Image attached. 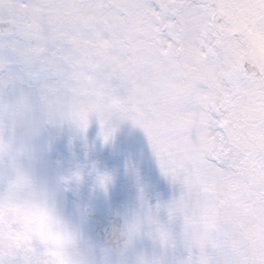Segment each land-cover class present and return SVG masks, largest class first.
I'll list each match as a JSON object with an SVG mask.
<instances>
[{
	"label": "snow or ice",
	"instance_id": "snow-or-ice-1",
	"mask_svg": "<svg viewBox=\"0 0 264 264\" xmlns=\"http://www.w3.org/2000/svg\"><path fill=\"white\" fill-rule=\"evenodd\" d=\"M10 108L33 126L46 109L81 134L94 117L105 145L120 124L144 132L178 189L155 206L141 190L127 225L129 243L159 251L154 264H264V0H0ZM220 209L234 233L217 230ZM44 243L0 228V264H50Z\"/></svg>",
	"mask_w": 264,
	"mask_h": 264
},
{
	"label": "clouds",
	"instance_id": "clouds-1",
	"mask_svg": "<svg viewBox=\"0 0 264 264\" xmlns=\"http://www.w3.org/2000/svg\"><path fill=\"white\" fill-rule=\"evenodd\" d=\"M65 126V125H64ZM48 110L38 109L36 124L24 123L14 109L0 111V228L5 234L19 229L40 234L50 264H154L162 257L139 248L143 237L129 243L127 225L113 233L106 245L93 241L86 230V216L79 221L67 218L61 210L64 192L78 184L72 176L47 179L41 174L53 130L63 128ZM66 180H71L66 183ZM218 231L234 233L227 210L216 215ZM242 250L233 253L241 256Z\"/></svg>",
	"mask_w": 264,
	"mask_h": 264
},
{
	"label": "rangeland",
	"instance_id": "rangeland-1",
	"mask_svg": "<svg viewBox=\"0 0 264 264\" xmlns=\"http://www.w3.org/2000/svg\"><path fill=\"white\" fill-rule=\"evenodd\" d=\"M100 124L92 118L85 134L65 125L53 130L50 143L45 141L48 153L41 168L47 179L66 178L79 172L82 181L64 192L60 207L64 215L79 221L85 207L96 210H118L127 220L141 210V190L156 197V204H166L178 195V189L163 176L144 132L131 123L118 126L114 140L105 145ZM98 175L111 178L107 192L97 184ZM89 237L97 244L86 220ZM139 248L149 253L155 248L150 240L140 242ZM156 251H158L156 249Z\"/></svg>",
	"mask_w": 264,
	"mask_h": 264
},
{
	"label": "water",
	"instance_id": "water-1",
	"mask_svg": "<svg viewBox=\"0 0 264 264\" xmlns=\"http://www.w3.org/2000/svg\"><path fill=\"white\" fill-rule=\"evenodd\" d=\"M147 201L149 204H153L155 198L148 194ZM85 214L91 222L92 230L105 245L112 241L113 233L126 223L116 212H97L87 208Z\"/></svg>",
	"mask_w": 264,
	"mask_h": 264
}]
</instances>
